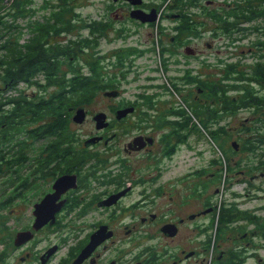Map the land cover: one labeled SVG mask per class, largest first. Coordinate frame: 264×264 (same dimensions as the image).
Returning <instances> with one entry per match:
<instances>
[{
	"label": "flooded vegetation",
	"instance_id": "1",
	"mask_svg": "<svg viewBox=\"0 0 264 264\" xmlns=\"http://www.w3.org/2000/svg\"><path fill=\"white\" fill-rule=\"evenodd\" d=\"M108 1L114 8L90 20L86 27L87 49L93 48L92 54L103 67L102 86L110 87L103 94L116 90L118 96L113 98L120 102L103 111L106 121L101 122L94 119L98 112L87 106H67L73 121L72 113L84 108L85 119L75 122L78 125L94 119L96 130L87 133L88 137L73 129L69 121L60 134L34 140L41 155L38 168H26L23 175L16 172L20 184L6 185L7 193L0 202V209H9L5 213L0 210V215L9 218L8 230L14 232L0 264H206L208 257L209 264H220L239 254L242 259L252 247L251 231L224 238L225 230L236 222L224 216L215 221V214L207 218L215 209L212 195L215 198L219 192L220 165L212 157V167H205V128L217 136L225 128L221 118L235 115L236 96L234 104H228L227 96L237 89V80L232 77L234 85L228 89L220 79L204 82V61H188V56L202 55L190 43L205 35L207 22L199 18L205 8L197 0ZM189 3L198 7L196 12L184 8ZM187 21L192 23L190 31ZM214 23L218 28V22ZM80 30L66 31L69 37L61 42L67 45L71 39L84 37ZM210 32L215 35V28ZM156 47L164 65L163 83L157 82L151 69L146 81L137 85L132 101L124 100L125 89L114 88L112 80L116 83L117 78L131 73L138 75V80L147 69L138 70L146 61L137 60ZM174 53L182 58H174ZM88 61H81L84 73L90 69ZM59 62L63 65L58 76L66 80L51 96L93 94L71 86L74 70L69 63L73 61ZM170 64L179 69L166 74ZM254 90L264 96L261 86V92ZM210 140L218 145L221 138ZM231 145L235 151L237 144L232 141ZM35 160L22 163L34 166ZM229 161L237 164L231 154ZM251 165L253 170L264 166ZM221 206L223 211L228 205ZM17 226L21 228L15 231ZM223 245L227 250L221 249Z\"/></svg>",
	"mask_w": 264,
	"mask_h": 264
},
{
	"label": "rangeland",
	"instance_id": "2",
	"mask_svg": "<svg viewBox=\"0 0 264 264\" xmlns=\"http://www.w3.org/2000/svg\"><path fill=\"white\" fill-rule=\"evenodd\" d=\"M12 1L13 0H10L9 3H11ZM197 1L205 8V14H202L201 16H199V18L201 20H204L205 23L207 22L206 32L203 37L199 38L198 40L194 39L190 43V45L194 48H197V50L200 51L202 55L188 56V61H204V82L218 81L220 79V84L228 89V86L234 85L232 82L233 79L231 80L232 77H235L237 81L239 78H243L244 75H246V69L248 70L250 68V65L257 59H259V57L264 56V52L260 54L259 51L260 47H263L264 49V17H260V14L264 12V0ZM56 2V0H50L48 2L46 0L32 1L31 7L34 8L35 12H31L27 16H24L17 21L19 25H24L25 27L23 30L24 35L21 38V43H24L32 33L30 22H44L45 19L43 15H48L50 10H53L51 4ZM73 4L75 7H77L76 13H78L82 17V19H84L78 24L79 26L90 23V20L97 17L99 18L102 12H106L107 10L114 8L111 5L113 3H110L108 0H74ZM184 8L188 12H196L198 9V7H194L192 3L187 4ZM232 10H236L233 18L230 17V15L232 14ZM253 11L259 12V17L256 14L251 17V13ZM247 12L248 15L246 16ZM4 13L5 12H3L2 14ZM236 13L239 14V18L235 17ZM214 14H216L217 16H214ZM243 16L246 17L243 18ZM245 19L246 21L244 23L242 22L243 24L235 26L236 22ZM214 22H218V28H216ZM166 23L168 24L167 21ZM111 24L115 25L116 22H112ZM238 26L244 27L245 29H247V31H238ZM227 27H230V30L226 31L225 28ZM212 28H215V35L210 32V29ZM87 32V28L81 29L79 32L80 36H84L82 37V39L86 41L88 39L86 37ZM68 37L69 34L66 33V31H63V33L58 35V37H52L50 41L51 43H54L56 41L64 40V38ZM71 37L76 38L77 36L71 34ZM103 45H106L105 41ZM108 50L109 46L107 45L105 51ZM86 52L87 55H83V53L79 52L78 54L80 57L78 58V60H95L96 56L93 55V48L87 49ZM174 56V58H177V56L182 58V56L175 53ZM137 61H146L145 63H142L140 67L138 66L137 69L141 70L142 72V70L146 68L147 72H145L142 76H139L138 80H136L135 78L138 75H134V73L127 74L126 77L117 78V82L113 85L116 89H125L126 94L123 99L128 102L132 101V99L134 98V92L137 88V85L146 81L145 76L148 73H151V69L155 70L153 74L155 77H158L159 80L157 82H162V76H164V65L160 64V61H162V57L160 58V53L157 47L155 51L147 54L145 58L142 57ZM194 63L198 64L197 62ZM178 69L179 66L170 64L169 70L166 71V74L177 72ZM234 70H236L238 74L232 75L231 73H234ZM228 76L230 77V79H225ZM222 78L224 79L223 81ZM64 80L65 77H63L62 80L57 78L53 83H50L49 81L45 82L44 77L40 76L36 77L35 79V82L37 84L21 83L19 86H17L18 90H14V88L10 86L6 87L4 84H0V92H2L0 93V98L2 97L1 99L3 100L7 98L8 101L12 99L11 96L13 94H19L20 92H22L24 96L34 98L35 100L42 96L50 97L52 93L60 89V87L57 85L61 84ZM243 83L246 84L245 81H241L235 82V85H244ZM166 86H168L167 82ZM253 86L257 91L260 90V86L258 84H254L252 85V87ZM108 89H110V87ZM191 89L193 90V88ZM240 90L236 88L233 89L232 92L228 94L227 99L231 100L233 97L240 95ZM103 91L104 90L99 89V91H97V93L99 92L97 96L90 98V101H87L80 106H87L91 110V112H98L97 114H99L107 111L109 106L116 105L120 102V99L118 98L106 96L105 93L103 94ZM195 92L196 91L194 90L193 94ZM171 94L172 97L175 96V100L178 101V97L174 95L173 91H171ZM122 96L123 95H121V97ZM78 109L81 108H77L76 112L72 113V117H74V120L77 116ZM236 110L237 111L235 112V115H232L231 117L227 116L225 118H221L220 124L223 125L227 129V131L220 137L221 140L217 142L218 145H215L213 141L210 140V130L205 129V167L207 169L212 167V157L218 160L220 165V176L218 182L216 183V186L219 188V192L214 198V196L212 195V192L214 190L209 191L213 197V202L215 203L213 206L215 207V209L212 214L207 216V218L212 217L215 214L213 217L216 221L219 217L227 215L232 222H236L234 227L227 228L225 230V232L223 233L224 238H227L228 236L235 237L238 233H248L249 231H251L252 236L250 237L252 241V247L248 250L247 256H245L244 254L242 255L241 264H264V229L263 226L260 227V225H262V222H264V174L261 175V171L264 170V166L257 170H253V167H251V163H258L259 165L264 164V143L255 144L254 146L256 150L254 152L244 148L245 142H254L257 138H262L261 136H259L260 133L264 134V106H247L236 108ZM97 114L95 116H97ZM69 119L70 122H72L71 127L78 131L80 134H83L84 137H88L87 133L96 130V127L92 125L94 119L91 117L88 120L89 122L85 125L76 124V121H73L71 115L69 116ZM232 141L233 143H237V148L235 151L233 149H230V147H232ZM227 148L228 153L226 152ZM10 149L11 151L9 156H13V158H16L17 147H10ZM24 151V155L27 157V159H36L35 165L30 166L29 163L14 164V168L12 170H8L0 175V202L5 197V193H7L6 185L17 186L20 184V178L14 176L16 172H19V174L23 175L22 173L26 172V168H38L37 165L41 158V155H39L40 150L38 143L32 142L30 146ZM229 153L231 154V156L236 157V165L234 161H229ZM252 175L257 176L253 177V179L251 180ZM247 181H250L252 183L248 185ZM216 186H213L212 189H215ZM256 187L258 190L256 189ZM249 192H251L250 195H248ZM234 203H236V207L240 208L239 210L236 211L233 209L235 206ZM223 204L228 206H226L222 211L221 205ZM0 210L5 213L9 209ZM225 210L231 211L226 214ZM254 212L259 216L258 223L254 222L249 217V213L252 214ZM237 214L238 219L235 218ZM239 215L242 216V218H240ZM3 216L0 215V257L5 254V256H7V251L9 250V237L14 234V232H10V230H8L11 225L10 222L9 224H7V220H9V218L5 219ZM245 218H249L250 220H247ZM20 228V226H17L15 231H18ZM214 229L215 227L213 226L211 228V233L214 232ZM23 235V233L19 235L20 237L18 238V242L21 241V237H23ZM241 236L242 235H240L239 237ZM221 249L227 250V247L223 245ZM211 251L213 250L211 249ZM210 259L211 257H208V263L206 264H209ZM11 261L13 262V260Z\"/></svg>",
	"mask_w": 264,
	"mask_h": 264
},
{
	"label": "trees",
	"instance_id": "3",
	"mask_svg": "<svg viewBox=\"0 0 264 264\" xmlns=\"http://www.w3.org/2000/svg\"><path fill=\"white\" fill-rule=\"evenodd\" d=\"M33 0H0V84L6 87L10 86L14 90H18L21 83L37 84L36 77L46 75L45 82L53 83L58 76L60 68L63 63L59 61H73L70 67L74 72L71 76V86L76 91H94L93 94L85 95V92L77 94L72 98H65L62 96L52 95L50 97L42 96L35 100L24 96L22 93L19 95L13 94L12 99L7 101L0 98V175L8 170H12L14 164H20L25 161V149H27L34 140L40 137H48L50 135L60 134L61 131L66 129L70 119V112L67 106L82 105L90 101L99 89L105 90L109 87L102 86V65L100 60L95 59L88 61L90 66L89 71L84 73L81 70V60L78 58L79 52L87 50V41L82 38L71 39L70 44H63L61 41L51 43L54 36H58L63 31H79L89 25L84 24L79 26L80 15L76 13L77 7L74 6V0H56L52 3L53 10H50L48 15H43L45 21H31L32 33L24 43H21V38L24 33V25L18 24V19L27 16L31 12H35L31 7ZM47 2L50 0H46ZM53 2V1H52ZM5 12L4 14H2ZM236 10L231 11L230 17L233 18ZM67 13V15H66ZM74 13V15H73ZM259 17V12L253 11L251 13ZM248 12L246 13V16ZM214 16H217L214 14ZM246 16H243L245 18ZM264 17V12L260 17ZM239 18V14H235ZM245 20H239L235 23L241 25ZM192 23L187 21L186 29L190 31ZM230 27L225 28L226 31ZM68 29V30H66ZM244 27L238 26V31H246ZM260 54L264 52L263 47L259 48ZM78 60V61H77ZM45 72L46 74H44ZM235 74L238 72L235 70ZM243 78H239L237 82L245 81L244 85H236L240 90V95L236 96V108L247 107L250 104L257 106H264V96L255 93V87L252 85L259 83L261 88L264 89V56L259 57L257 61L250 65V68L245 72ZM229 78V76L227 77ZM66 80V78H65ZM64 80V81H65ZM63 81V82H64ZM115 79L111 84H114ZM2 93V92H0ZM210 88L208 87L205 94L208 96ZM90 96V97H89ZM219 101V100H218ZM228 104H234V100H228ZM237 111V110H236ZM206 117V113H205ZM206 118L204 123L206 124ZM208 127L206 126L205 129ZM210 130V129H209ZM225 128L221 129L218 136L223 135ZM211 139L217 140L212 131H209ZM262 138H257L254 142H245L244 148L254 152L255 144L264 143V134H259ZM17 147V156H9L10 147ZM263 163V162H262ZM234 210H239L236 206ZM231 210H225L228 214ZM249 217L254 222H259V216L256 213H249ZM233 216V214H232ZM240 216V215H239ZM227 221H230L229 216L224 215ZM248 217V216H247ZM238 219V214L235 216ZM242 218V216H240ZM250 220L249 218H245ZM264 229V222L262 225ZM238 258V259H237ZM240 254L236 257H229L220 264H241Z\"/></svg>",
	"mask_w": 264,
	"mask_h": 264
},
{
	"label": "water",
	"instance_id": "4",
	"mask_svg": "<svg viewBox=\"0 0 264 264\" xmlns=\"http://www.w3.org/2000/svg\"><path fill=\"white\" fill-rule=\"evenodd\" d=\"M137 18L142 19L143 21H146V19L143 18V16L141 14H136L135 15ZM107 96H112V97H116L118 96V91L116 90H112V91H107L105 93ZM85 119V110L84 108L78 109L77 111V116L75 117V121L76 122H83ZM96 121L101 122V121H106V114L105 113H99L97 114V116H95L94 118ZM235 144V143H234ZM237 144V143H236ZM237 147V145H235Z\"/></svg>",
	"mask_w": 264,
	"mask_h": 264
}]
</instances>
